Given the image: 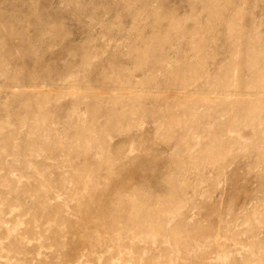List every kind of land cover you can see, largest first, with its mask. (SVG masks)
Returning a JSON list of instances; mask_svg holds the SVG:
<instances>
[{"label": "rangeland", "instance_id": "1", "mask_svg": "<svg viewBox=\"0 0 264 264\" xmlns=\"http://www.w3.org/2000/svg\"><path fill=\"white\" fill-rule=\"evenodd\" d=\"M0 264H264V0H0Z\"/></svg>", "mask_w": 264, "mask_h": 264}]
</instances>
